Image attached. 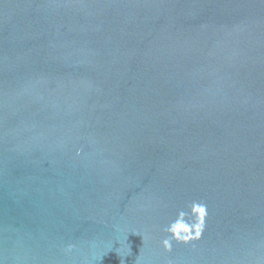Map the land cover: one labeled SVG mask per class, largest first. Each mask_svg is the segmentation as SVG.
Returning a JSON list of instances; mask_svg holds the SVG:
<instances>
[{"label":"water","instance_id":"1","mask_svg":"<svg viewBox=\"0 0 264 264\" xmlns=\"http://www.w3.org/2000/svg\"><path fill=\"white\" fill-rule=\"evenodd\" d=\"M0 264H264V0H0Z\"/></svg>","mask_w":264,"mask_h":264},{"label":"clouds","instance_id":"2","mask_svg":"<svg viewBox=\"0 0 264 264\" xmlns=\"http://www.w3.org/2000/svg\"><path fill=\"white\" fill-rule=\"evenodd\" d=\"M191 207L198 216V222L190 225L183 219L185 213H180L179 219H176L175 222L170 223L163 229L168 234L162 240V244L166 249L171 248L173 240L187 242L200 237L204 224V215L206 214V205L201 202H193Z\"/></svg>","mask_w":264,"mask_h":264}]
</instances>
